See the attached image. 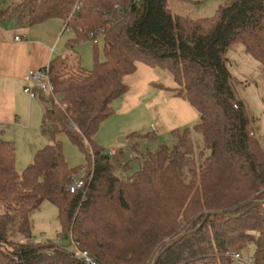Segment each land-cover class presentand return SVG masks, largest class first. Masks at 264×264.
<instances>
[{
  "label": "trees",
  "instance_id": "1",
  "mask_svg": "<svg viewBox=\"0 0 264 264\" xmlns=\"http://www.w3.org/2000/svg\"><path fill=\"white\" fill-rule=\"evenodd\" d=\"M53 18L73 37L67 56L48 63L54 96H40L48 142L20 173L14 141L0 139V264H84L73 244L97 264H264V146L227 57L242 44L264 67V0H227L199 18L173 12L169 0H20L0 9V20L21 25ZM87 40L94 42L90 69L76 51ZM138 63L159 72L153 87L185 100L198 118L171 131L172 147L145 149L138 170L122 178L94 136ZM192 131L202 138L196 150ZM60 134L85 164H67ZM140 137L127 135L137 152ZM82 168L85 185L71 193V176ZM44 201L57 208L70 249L34 239L31 215ZM248 245L250 260L242 256Z\"/></svg>",
  "mask_w": 264,
  "mask_h": 264
},
{
  "label": "rangeland",
  "instance_id": "2",
  "mask_svg": "<svg viewBox=\"0 0 264 264\" xmlns=\"http://www.w3.org/2000/svg\"><path fill=\"white\" fill-rule=\"evenodd\" d=\"M20 0H10L7 6L13 8ZM227 0H169V7L175 13L186 15L192 18L208 17L213 15L215 9L225 4ZM6 3H0V9L6 7ZM65 37H73L72 30L68 29ZM71 34H70V33ZM103 40L98 39V58L103 60L102 52ZM78 46L81 65L90 69L94 63V42L82 41ZM76 46V47H77ZM230 60L229 68L235 76V90L237 94L245 101L248 114L253 120L252 130L264 146V67L256 61L251 55L245 52L242 44L234 45L227 53ZM159 75V72H157ZM37 102L33 110L32 124L23 125L17 130L9 131L17 151V170L21 173L31 162H33L36 152L43 148L48 142L47 136L42 131L45 104L41 99ZM141 109V112L140 110ZM152 122V123H151ZM155 124V116H151L149 111L140 106L130 114H113L103 121L94 136L95 142L106 151L110 148L116 150V154L110 156L118 165V175L127 178L139 168L141 153L145 149H154L159 143H165L172 147L175 143L174 137L170 132H162ZM181 128H184L182 126ZM155 130L156 137L152 138V132ZM135 131L140 134L138 139L139 151L131 148L133 140L127 138L130 132ZM120 132V133H119ZM6 133V132H5ZM190 140L193 149L201 146V135L198 132L190 133ZM0 138L5 135L0 132ZM63 146V153L67 164L70 167H76L85 164L86 159L82 150L66 135L58 136ZM121 139H123L121 141ZM198 161V157L195 156ZM129 163V168L124 170L121 165ZM33 223V237L36 241L46 242L52 240L59 244L67 245L70 249L69 241L59 236L62 230L58 219V210L48 201H44L40 208L31 215ZM254 252V246L248 245L243 251L242 256L245 259H251Z\"/></svg>",
  "mask_w": 264,
  "mask_h": 264
},
{
  "label": "crops",
  "instance_id": "3",
  "mask_svg": "<svg viewBox=\"0 0 264 264\" xmlns=\"http://www.w3.org/2000/svg\"><path fill=\"white\" fill-rule=\"evenodd\" d=\"M5 3L7 6L10 0ZM67 30L59 18L33 26L21 25L15 19L0 20V132L5 135L0 139L14 141L9 131L31 126L37 105L34 100L39 98L45 104L42 97L31 98L24 91L26 75L45 67L55 56H67ZM17 35L19 40L15 39ZM77 49L78 46V53ZM159 76L150 66L138 63L137 69L124 77L129 89L113 102V114L127 115L143 106L155 116V124L162 132L191 127L198 118L196 111L182 98L153 87L152 82ZM155 133L153 130L156 137Z\"/></svg>",
  "mask_w": 264,
  "mask_h": 264
},
{
  "label": "built area",
  "instance_id": "4",
  "mask_svg": "<svg viewBox=\"0 0 264 264\" xmlns=\"http://www.w3.org/2000/svg\"><path fill=\"white\" fill-rule=\"evenodd\" d=\"M15 39L19 40L20 36L17 35ZM25 80L26 85L24 87V91L28 93L31 98H37L41 95L45 97L54 96V87L49 76L48 65L40 69L29 71V73L26 75ZM71 128H75V126H71ZM106 153L109 156H112L116 154V150L114 148H110L106 150ZM85 172V169L82 168L79 172H75L72 174L71 182L67 188L69 192L74 193L84 187L85 181L83 176ZM73 245L75 250V256L80 261H82L84 264H97L95 259L89 254L87 250L79 249L76 244ZM233 257L237 259L240 258L239 254L237 253H233Z\"/></svg>",
  "mask_w": 264,
  "mask_h": 264
},
{
  "label": "water",
  "instance_id": "5",
  "mask_svg": "<svg viewBox=\"0 0 264 264\" xmlns=\"http://www.w3.org/2000/svg\"><path fill=\"white\" fill-rule=\"evenodd\" d=\"M123 139H121L122 141ZM179 238H181V236L177 237L176 239H174L169 245L173 244L175 241H177Z\"/></svg>",
  "mask_w": 264,
  "mask_h": 264
}]
</instances>
